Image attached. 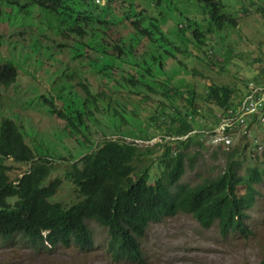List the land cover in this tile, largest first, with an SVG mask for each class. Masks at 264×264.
I'll list each match as a JSON object with an SVG mask.
<instances>
[{"label": "trees", "instance_id": "1", "mask_svg": "<svg viewBox=\"0 0 264 264\" xmlns=\"http://www.w3.org/2000/svg\"><path fill=\"white\" fill-rule=\"evenodd\" d=\"M2 3L9 7L2 17L11 14L17 18L0 30V47L9 35L10 40L20 43V51L59 46L69 60H63V68L55 74L59 79L52 77L47 83L43 77L40 82L38 97L50 114V136L39 134L41 122L28 134L16 119L0 116V236L8 238L19 233L33 243L50 247L90 248L93 235L88 221L93 220L106 228V252L113 260L141 261L140 242L149 224L174 214H190L202 227L217 223L222 235L251 232L248 209L257 193L255 185L264 177V165L254 163L244 173L239 171L237 158L248 142L228 149L213 148L224 151V168L191 185L179 183L192 158L186 149L192 141L199 143L202 135L188 131L212 127L217 117L207 120L202 112L203 123L194 122L192 117L186 119V115L199 112L196 92L188 82L180 87L171 84L167 71L184 66L175 60L179 46L162 29L167 24L162 10L168 19L179 11L181 20L186 21L184 25H191L176 24L167 28L168 32L179 35L212 63L204 47L208 44L206 34L237 24L225 0H0ZM27 4L58 19L63 28L60 33L54 36L52 31L29 28L32 23L24 22L23 15L14 11V5ZM189 7L201 12L199 21L189 18ZM12 24L20 27L15 29ZM0 51L16 57V46L11 42ZM255 59L258 62L254 70L264 75L262 59ZM168 60L171 63L165 66ZM17 66L10 59L0 60V84L7 87L15 81ZM85 72L93 74L94 82ZM239 90L226 83L210 82L203 92L206 111L211 112V106H215L222 112L232 106L234 99L244 95V89L242 93ZM170 91L179 95L178 107L164 103L163 98H171ZM151 104L156 111L171 107L173 116L162 120L151 113L147 118ZM135 120L138 128L133 129L128 125ZM148 120L167 124L166 137L188 133L177 139L180 149L172 151L176 149L160 141L147 145L137 142L135 139L149 140L156 135L147 133L142 125ZM59 130L67 147L63 138L52 137ZM254 131L251 125L245 129L249 135ZM56 140L59 146L69 149L67 155L57 151ZM159 145L162 168L150 180V164L143 160L154 161L152 154ZM56 166L61 173L51 177ZM63 180L70 182L72 198L58 196ZM260 264H264V257Z\"/></svg>", "mask_w": 264, "mask_h": 264}, {"label": "rangeland", "instance_id": "2", "mask_svg": "<svg viewBox=\"0 0 264 264\" xmlns=\"http://www.w3.org/2000/svg\"><path fill=\"white\" fill-rule=\"evenodd\" d=\"M225 1L227 2L226 9L237 18V24L235 26L226 25L219 31H211L206 34L205 39L208 44L204 47L208 51V56L211 55L212 63L207 62L208 57H203L198 50L193 47L190 48V44L181 40L179 35L168 32L167 28L172 29L177 23L182 27L191 25H184L186 21L179 19L181 18L179 11L175 10V14L168 19L167 14L162 10V14L167 20L166 26L162 29L173 40L174 44L179 46L180 51L174 52L175 60H180L184 66L167 71L172 77L171 84L174 87H180L188 82V86L196 92L195 99L199 108V112L196 114L201 115L203 112L207 120H214L216 117L218 119L221 113V109L215 106H211V112L205 109L207 103L202 100L203 92L207 89L208 84L210 82L226 83L236 91L245 90L246 81L250 79L249 77L254 71L253 77L257 75L254 67L258 61L255 58L262 59L260 65L264 60V57L262 58L264 56V0H252L253 5H250L248 0ZM6 9L8 7L3 5L0 8L1 13L5 14L3 11ZM11 11L12 8H10ZM14 11L19 16L23 15L24 22L32 23V25H28L29 28H34L38 32L52 31L54 36L60 33L62 26L58 23V19L45 12H38V9H33V5L25 7L14 5ZM188 12L189 18H194L196 21L201 19L202 14L198 9L189 7ZM2 14H0L1 31L12 22L13 18H17L16 16L12 17L11 14L2 17ZM202 24L205 23L202 21ZM12 25L15 29L20 27L17 24ZM10 42L16 46V57L5 56L0 51V60L10 59L18 64V74L15 81L9 86L4 87L0 84V116L16 119L24 126L28 134L35 130L41 122L43 125L38 130L39 134L43 138H47L51 135L52 130L48 129L49 124H47V122L49 123L47 116L50 114L38 97L42 84L40 82L43 77L48 81L47 83L52 77L59 79V77H55V74L63 68L62 61H68L69 57L65 54L64 48L59 46L57 48L44 47L45 51H41L40 47L39 51H35L34 47H30L29 51H20V43L16 40H10L9 35L5 39V44L1 45L0 48H5ZM21 60L28 62L24 63ZM170 63L171 60L166 61L165 66ZM179 64L181 65V63ZM47 73L51 76L49 77ZM187 73L193 75L188 76ZM84 74L91 76V80L93 79L92 73L87 74L85 72ZM241 90L238 93H242ZM132 95L134 97V94ZM135 95L137 98L139 97L138 94ZM169 95L171 98H163L164 103H172L178 107L179 95L172 91ZM233 101L235 103L237 99ZM149 106L145 105L146 108ZM138 110H140L139 105ZM151 113H156L162 120H167L173 116L169 106L161 107L156 111L152 109L151 104V109L146 112L145 116L148 118ZM140 119L143 120V117ZM192 124L196 126V123ZM137 125L138 121L135 120L128 126L136 129L138 128ZM142 125L146 127L147 133L154 132L156 135L149 140L135 139L137 142L147 145L160 141L168 143L173 149H176L172 151L180 149V145L177 144L178 140L170 138L173 134L166 137L165 128L167 124L162 121L150 123L148 120ZM250 125L254 126V124ZM171 126L175 128V124H171ZM235 134L238 135L234 140L235 145L240 146L244 141L248 142L244 151H241L237 158L239 171L244 173L246 167L254 163L263 166L264 127L255 129L251 135L246 132L243 133L242 129H237ZM52 137L63 138L66 142L62 130L53 134ZM111 137L116 136L112 135ZM126 139L131 138L127 137ZM253 142H256L257 145ZM55 145H57L59 153L68 154L69 149L66 147L69 144L67 142L65 143L66 147L59 146L61 144L57 140ZM213 148L216 147L203 134L199 143L190 142L186 150L192 154V158L186 163L185 171L179 179L181 186L191 185L205 176L216 175L224 168L226 162L224 151L220 149L215 151ZM161 151L162 146L159 145L152 154L154 161L143 160L150 164V180L159 175L161 171L162 163L158 160ZM17 168L21 169L22 167ZM60 173V168L56 166L50 176L53 177ZM21 174L22 171L19 170L18 175ZM69 183L67 180L62 181L58 190V196L61 199L73 197ZM255 186L257 193H255L253 205L248 209V225L251 228L249 234L227 233L222 235L219 233L217 223L202 227L190 214L178 213L149 224L146 234L140 242L141 261L113 260L106 252V228L93 220H89L88 225L93 235V245L90 248H80L75 245L50 247L49 245L33 243L18 233L9 238L0 237V264H260L264 257V177Z\"/></svg>", "mask_w": 264, "mask_h": 264}, {"label": "built area", "instance_id": "3", "mask_svg": "<svg viewBox=\"0 0 264 264\" xmlns=\"http://www.w3.org/2000/svg\"><path fill=\"white\" fill-rule=\"evenodd\" d=\"M243 93L241 99H237L232 106L220 114L221 121L216 127L203 131L210 143L223 140L226 146L231 143L233 131L242 129L244 133L250 124L264 126V75L259 73L256 80H247ZM253 115L256 117H252ZM198 121L201 122L202 118L198 117Z\"/></svg>", "mask_w": 264, "mask_h": 264}, {"label": "clouds", "instance_id": "4", "mask_svg": "<svg viewBox=\"0 0 264 264\" xmlns=\"http://www.w3.org/2000/svg\"><path fill=\"white\" fill-rule=\"evenodd\" d=\"M3 5L7 6L6 4L2 3V4L0 5V8H1ZM27 5H28V4H27ZM27 5H26V6H27ZM7 7H8V6H7ZM8 8H9V7H8ZM34 8L37 9V7H36L35 5H33V9H34ZM38 12L41 13V11H39V10H38ZM0 14H2L1 11H0ZM0 18H1V16H0ZM179 19H181V18H179ZM177 24H178V23H177ZM175 25H176V24H175ZM68 34H70V33H68ZM263 62H264V60H263ZM258 74H259V73H257L256 77H253V76H254V75H253V76H252L253 78L250 77V79H254V78H255V80H256V79L258 78ZM248 80H249V79H248ZM246 82H247V81H246ZM1 85H2V84H1ZM2 86H3V85H2ZM222 112H223V111H222ZM222 112H221V113H222ZM221 113H220V114H221ZM189 115H190V114L186 115V119H189V118H190ZM219 116H220V115H219ZM191 117H192L191 119H192L194 122H197V123L200 122V121H198V117H201V115L195 113V114L191 115ZM201 118H202V117H201ZM218 119H219V117H218ZM218 119H217V120H218ZM202 121H203V118H202ZM202 121H201V122H202ZM202 123H203V122H202ZM210 129H211V128H210ZM204 130H206V128L203 129V127L200 126V127H195V129H194L193 131H191V132L188 131V133L201 132V133L204 135V133H203ZM188 133H187V134H188ZM187 134H185V135H180V136H176V137L173 135V136H170V138L173 139V140H175V139H179V138L181 137V139H183V138L186 137ZM205 137H206V136H205ZM206 138H207V137H206ZM0 237H2V236H0ZM3 238H5V237H3ZM8 238H9V237H8Z\"/></svg>", "mask_w": 264, "mask_h": 264}, {"label": "bare ground", "instance_id": "5", "mask_svg": "<svg viewBox=\"0 0 264 264\" xmlns=\"http://www.w3.org/2000/svg\"><path fill=\"white\" fill-rule=\"evenodd\" d=\"M61 26H62V25H61ZM220 121H221V119H218L217 122H216L215 124L212 125V127H211V126L206 127V129H210V128L216 127ZM251 127H252V128H255V129L257 128L256 125H254V126L251 125ZM193 130H194V129H193ZM235 131H236V130H235ZM235 131H233V133H231L232 140H231V143H230V144H228V145L225 146L223 140H219L218 142H216V143H212V144H213L216 148H221V149L225 148V149H228L229 147H231V146L234 144V140H235V138L238 137V135L235 134ZM204 136H205V135H204ZM180 138H181V137H180Z\"/></svg>", "mask_w": 264, "mask_h": 264}]
</instances>
